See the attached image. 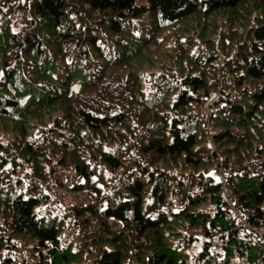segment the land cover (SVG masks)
I'll return each instance as SVG.
<instances>
[{
  "label": "trees",
  "instance_id": "16d2710c",
  "mask_svg": "<svg viewBox=\"0 0 264 264\" xmlns=\"http://www.w3.org/2000/svg\"><path fill=\"white\" fill-rule=\"evenodd\" d=\"M233 206L264 228V0H0V264H264Z\"/></svg>",
  "mask_w": 264,
  "mask_h": 264
},
{
  "label": "rangeland",
  "instance_id": "374dc122",
  "mask_svg": "<svg viewBox=\"0 0 264 264\" xmlns=\"http://www.w3.org/2000/svg\"><path fill=\"white\" fill-rule=\"evenodd\" d=\"M216 177H219L217 171H213ZM62 186L53 184V198L52 202L43 208V211H48L52 213H59L65 210V208L71 204H75L79 200L85 202L89 201L88 196H79L78 194L69 193L65 186L68 185V181L74 180L73 177L60 178ZM226 191V195H227ZM34 244L32 242L20 244L19 250L13 255L15 257V264H37V255H34Z\"/></svg>",
  "mask_w": 264,
  "mask_h": 264
},
{
  "label": "built area",
  "instance_id": "2783aa9c",
  "mask_svg": "<svg viewBox=\"0 0 264 264\" xmlns=\"http://www.w3.org/2000/svg\"><path fill=\"white\" fill-rule=\"evenodd\" d=\"M228 198L230 197V193L228 192L226 195ZM232 216L234 220L237 222L240 229L248 234L251 237H254L256 240L264 242V228H254L249 226L244 217L242 216L241 210L238 206H233L232 208Z\"/></svg>",
  "mask_w": 264,
  "mask_h": 264
}]
</instances>
